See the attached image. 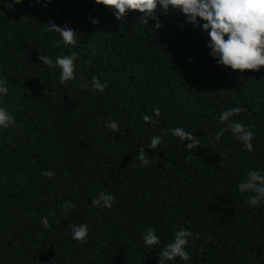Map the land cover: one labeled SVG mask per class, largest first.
I'll return each instance as SVG.
<instances>
[{
  "label": "trees",
  "instance_id": "16d2710c",
  "mask_svg": "<svg viewBox=\"0 0 264 264\" xmlns=\"http://www.w3.org/2000/svg\"><path fill=\"white\" fill-rule=\"evenodd\" d=\"M139 15L118 20L95 0L0 3V106L15 120L0 128V264H157L182 228L189 258L166 264H264V202L250 206L255 193L237 188L264 170V66L216 64L207 33L171 6L157 5L143 26ZM53 23L71 28L75 44H57ZM72 52L76 78L61 83L55 58ZM93 75L107 81L102 92ZM234 106L229 120L253 131L252 151L219 120ZM154 107L160 116L145 122ZM176 126L196 137L191 148L168 131ZM154 134L162 140L149 149ZM101 191L115 197L111 208L92 206ZM80 222L83 243L70 236ZM149 227L158 245L143 244Z\"/></svg>",
  "mask_w": 264,
  "mask_h": 264
},
{
  "label": "clouds",
  "instance_id": "9594fccd",
  "mask_svg": "<svg viewBox=\"0 0 264 264\" xmlns=\"http://www.w3.org/2000/svg\"><path fill=\"white\" fill-rule=\"evenodd\" d=\"M96 3L109 6L113 15L118 20H123L128 10L138 12V22L141 26L148 24V20H155L154 10L157 5L162 10H168L171 6L184 14L185 21L199 27L207 33L208 40L206 47L210 50L209 55L218 65L229 67L232 70H258L264 66V0H95ZM7 8L11 9L13 5L21 3V0H0ZM199 18V20H198ZM92 24L98 21L91 18ZM50 30L59 33L60 39L57 44L74 45V31L65 26L47 25ZM159 27V23L155 25ZM183 27V25H180ZM39 59L43 64L52 65L53 61L46 55H41ZM75 59L74 52L67 55H58L55 58L54 65L59 67V80L64 83L66 80H72L75 76ZM91 87L97 92H102L107 86V81L101 83L95 75L91 77ZM88 85H84L87 87ZM8 93V87L3 77H0V101ZM240 107H230L221 111L220 121L229 120L234 113H239ZM160 116V109L154 107L152 116L144 115L142 119L145 122L155 123L153 117ZM15 120L11 112L5 107L0 106V128L7 129L14 125ZM230 131L239 140L246 151H252L253 131L248 126L237 121L229 120ZM108 128L117 129V123L108 120ZM172 135L179 137L182 142L187 140L186 146L191 148L196 142L193 133L185 131L182 127L176 126L168 129ZM224 129L216 133L219 139ZM160 135H152L147 148L155 149L161 143ZM144 149H140L138 159L141 166L147 163ZM44 177H52L51 170L42 171ZM237 188L241 192L251 191L255 195L248 197L249 205L264 202V170L252 169L247 173V178L241 181ZM115 197L111 193L99 192L91 200L92 206L101 208H111ZM68 208L72 205L67 204ZM41 223L47 226V219L41 217ZM88 225L85 222L73 223L70 228L71 239L83 243L87 239ZM192 233L186 229H180L173 234L171 242L165 244L158 253L157 264H166L176 257L181 260H188L189 253L185 246L189 243ZM142 241L145 246L158 245L160 238L152 227L145 229L142 234Z\"/></svg>",
  "mask_w": 264,
  "mask_h": 264
}]
</instances>
